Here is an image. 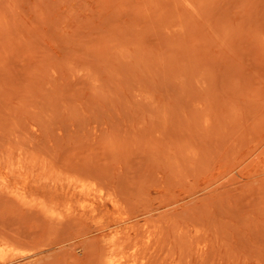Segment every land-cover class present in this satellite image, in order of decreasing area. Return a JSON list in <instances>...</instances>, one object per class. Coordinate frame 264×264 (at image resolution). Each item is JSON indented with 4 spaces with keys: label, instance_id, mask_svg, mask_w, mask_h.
<instances>
[{
    "label": "rangeland",
    "instance_id": "rangeland-1",
    "mask_svg": "<svg viewBox=\"0 0 264 264\" xmlns=\"http://www.w3.org/2000/svg\"><path fill=\"white\" fill-rule=\"evenodd\" d=\"M0 264H264V0H0Z\"/></svg>",
    "mask_w": 264,
    "mask_h": 264
},
{
    "label": "bare ground",
    "instance_id": "bare-ground-1",
    "mask_svg": "<svg viewBox=\"0 0 264 264\" xmlns=\"http://www.w3.org/2000/svg\"><path fill=\"white\" fill-rule=\"evenodd\" d=\"M16 154V153H15ZM29 154V153H28ZM13 157V156H12ZM12 159V158H11ZM14 159V158H13ZM18 159V158H17ZM12 161V160H11ZM14 161V160H13ZM3 162V161H2ZM25 163V162H24ZM20 164H22V163H20ZM17 165V164H16ZM8 167V166H7ZM12 167H14V166H12ZM18 167V166H17ZM27 169H30V168H27ZM18 173V172H17ZM36 177V176H35ZM48 179H50V178H48Z\"/></svg>",
    "mask_w": 264,
    "mask_h": 264
}]
</instances>
